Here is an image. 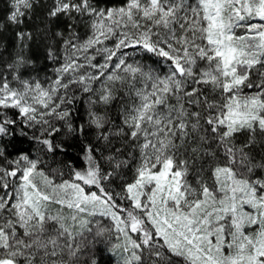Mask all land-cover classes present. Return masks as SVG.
I'll use <instances>...</instances> for the list:
<instances>
[{
  "label": "snow or ice",
  "instance_id": "6c2138e0",
  "mask_svg": "<svg viewBox=\"0 0 264 264\" xmlns=\"http://www.w3.org/2000/svg\"><path fill=\"white\" fill-rule=\"evenodd\" d=\"M6 4L0 264H264V0Z\"/></svg>",
  "mask_w": 264,
  "mask_h": 264
},
{
  "label": "trees",
  "instance_id": "16d2710c",
  "mask_svg": "<svg viewBox=\"0 0 264 264\" xmlns=\"http://www.w3.org/2000/svg\"><path fill=\"white\" fill-rule=\"evenodd\" d=\"M6 9H7L6 0H0V16L5 15ZM43 14H44V9L37 8L32 18V22L28 23L27 27L33 30H35L37 26L42 27L41 21L43 18ZM13 37H14V32L12 31V29H8L6 31L0 32V40L6 42L9 49H11L13 46ZM30 54L32 55L33 59L36 60L37 65L39 67L43 68L47 64V61L45 59L44 46L42 43L39 46L34 44L32 46V51ZM100 264H114V262L112 261L111 257L107 252H102L100 255Z\"/></svg>",
  "mask_w": 264,
  "mask_h": 264
}]
</instances>
